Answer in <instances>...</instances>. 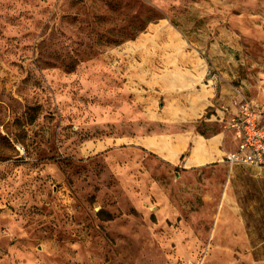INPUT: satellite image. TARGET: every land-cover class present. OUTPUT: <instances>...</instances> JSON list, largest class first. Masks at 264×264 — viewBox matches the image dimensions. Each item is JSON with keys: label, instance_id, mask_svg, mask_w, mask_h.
<instances>
[{"label": "rangeland", "instance_id": "374dc122", "mask_svg": "<svg viewBox=\"0 0 264 264\" xmlns=\"http://www.w3.org/2000/svg\"><path fill=\"white\" fill-rule=\"evenodd\" d=\"M242 101L264 123V0H0V264H264Z\"/></svg>", "mask_w": 264, "mask_h": 264}, {"label": "built area", "instance_id": "2783aa9c", "mask_svg": "<svg viewBox=\"0 0 264 264\" xmlns=\"http://www.w3.org/2000/svg\"><path fill=\"white\" fill-rule=\"evenodd\" d=\"M228 126L233 131L237 147L228 154L227 160L230 163L264 165V123L256 105L242 101L229 117Z\"/></svg>", "mask_w": 264, "mask_h": 264}, {"label": "crops", "instance_id": "0c3cea01", "mask_svg": "<svg viewBox=\"0 0 264 264\" xmlns=\"http://www.w3.org/2000/svg\"><path fill=\"white\" fill-rule=\"evenodd\" d=\"M210 91H205V93L201 96L206 101H208ZM200 100V101H201ZM209 103H206L208 106ZM260 113V112H259ZM260 116V114H259ZM229 120V119H228ZM227 120V122H228ZM261 120V119H260ZM262 122V121H261ZM229 127V126H228ZM232 134V129L228 128ZM234 138V134H233ZM237 147V141L234 138ZM223 132L218 131L215 134L210 136H205L202 134H195L193 132L188 134H182L179 136V139L170 147L169 145H165V151L163 150V146L159 147V151L163 150L165 157L172 161L182 162L185 167H196L206 164L209 161H212L214 158H219L225 154V150L223 147ZM235 147V149H236ZM234 149V150H235ZM187 151L184 157L181 159L183 154ZM172 153V157L169 158V154Z\"/></svg>", "mask_w": 264, "mask_h": 264}]
</instances>
